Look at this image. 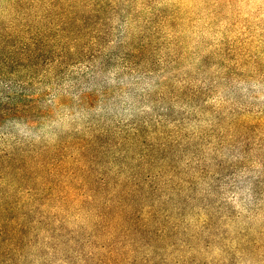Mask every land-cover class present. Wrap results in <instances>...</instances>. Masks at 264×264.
<instances>
[{
	"label": "trees",
	"instance_id": "trees-1",
	"mask_svg": "<svg viewBox=\"0 0 264 264\" xmlns=\"http://www.w3.org/2000/svg\"><path fill=\"white\" fill-rule=\"evenodd\" d=\"M70 254L264 264V0H0V264Z\"/></svg>",
	"mask_w": 264,
	"mask_h": 264
},
{
	"label": "rangeland",
	"instance_id": "rangeland-1",
	"mask_svg": "<svg viewBox=\"0 0 264 264\" xmlns=\"http://www.w3.org/2000/svg\"><path fill=\"white\" fill-rule=\"evenodd\" d=\"M67 257L69 264H84L81 260L76 258L75 254L67 255ZM52 264H60V262L58 260H54Z\"/></svg>",
	"mask_w": 264,
	"mask_h": 264
}]
</instances>
